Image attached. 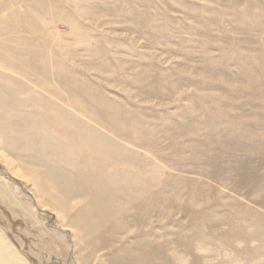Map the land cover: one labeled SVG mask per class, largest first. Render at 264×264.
<instances>
[{
    "label": "rangeland",
    "instance_id": "374dc122",
    "mask_svg": "<svg viewBox=\"0 0 264 264\" xmlns=\"http://www.w3.org/2000/svg\"><path fill=\"white\" fill-rule=\"evenodd\" d=\"M0 185L27 264H264V0H0Z\"/></svg>",
    "mask_w": 264,
    "mask_h": 264
},
{
    "label": "bare ground",
    "instance_id": "6f19581e",
    "mask_svg": "<svg viewBox=\"0 0 264 264\" xmlns=\"http://www.w3.org/2000/svg\"><path fill=\"white\" fill-rule=\"evenodd\" d=\"M93 145V144H92ZM91 145V146H92ZM90 146V145H88ZM91 149V147H90ZM98 149V147L96 148ZM94 149V150H96ZM93 150V149H92ZM100 150V148H99ZM40 177V176H39ZM44 178V177H43ZM40 179V178H39ZM1 186V194L4 198L8 199L10 202L12 203H15V199L13 200L11 196L8 195V193L6 192V189L2 188V185ZM59 195V194H58ZM61 198V197H60ZM60 198L59 197H56V201L55 202H58V205L59 207L61 206L62 209H66V199H62L60 201ZM54 199V198H53ZM123 203V202H122ZM19 204V203H18ZM102 205V204H101ZM56 206V205H55ZM123 206V205H122ZM120 209H122L120 207ZM119 210V209H118ZM64 211V210H63ZM122 211V210H121ZM120 211V212H121ZM66 212V211H65ZM64 212V213H65ZM92 214V213H90ZM88 215V217H79L77 218L76 222L82 227V229L86 232L87 234V237L86 239H89L88 241H93L92 238L95 236H97L98 232L100 230L99 229V223L100 221L102 220V217H92V215ZM111 216V215H110ZM108 217V216H107ZM86 219V220H85ZM105 222V221H104ZM147 222V221H146ZM150 224V223H149ZM84 232V233H85ZM85 235V234H84ZM86 237V236H84ZM87 241V242H88ZM96 241V240H95ZM94 241V242H95ZM93 245V243H92ZM91 245V246H92ZM96 245V243H95ZM97 247V246H96ZM95 247V248H96ZM93 247V249H95ZM99 249V248H98ZM96 251V250H95ZM92 254V253H91ZM90 255V254H89ZM92 256V255H90ZM180 259V258H179ZM188 259V258H187ZM179 261V260H178ZM184 261H185V258H184ZM0 264H27L23 258V256L19 255V253L13 248V246L11 244H9L7 241H4L3 238L0 236ZM176 264H179L176 263Z\"/></svg>",
    "mask_w": 264,
    "mask_h": 264
}]
</instances>
